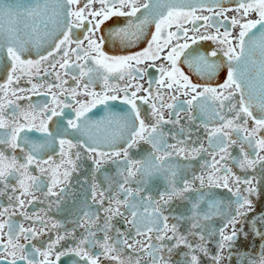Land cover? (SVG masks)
<instances>
[{
  "label": "snow or ice",
  "instance_id": "6c2138e0",
  "mask_svg": "<svg viewBox=\"0 0 264 264\" xmlns=\"http://www.w3.org/2000/svg\"><path fill=\"white\" fill-rule=\"evenodd\" d=\"M226 251L264 264V0H0V264Z\"/></svg>",
  "mask_w": 264,
  "mask_h": 264
},
{
  "label": "flooded vegetation",
  "instance_id": "af4514ba",
  "mask_svg": "<svg viewBox=\"0 0 264 264\" xmlns=\"http://www.w3.org/2000/svg\"><path fill=\"white\" fill-rule=\"evenodd\" d=\"M229 15H232V13H229ZM190 26V25H189ZM221 31H223V29H221ZM141 46H143V45H141ZM201 49L202 50H204V49H207V48H210V47H213L214 45L212 44V42H201ZM107 50H109V51H115V49H112V48H109V49H107ZM150 75L151 76H154V77H158V73L156 72V70L155 69H153V70H150ZM223 74H221V76H222ZM49 80H51V78H49ZM35 82V81H34ZM217 82H222V78H218L216 81H213V83H217ZM71 83V82H70ZM97 90H99V87L97 88ZM34 100H36V101H38V100H41V99H43V97H34L33 98ZM93 112L95 113V116H94V119H98V120H102L107 114H108V110L104 107V106H97V108H95L94 110H93ZM183 122V121H182ZM91 162L90 161H86L85 163H84V168L85 169H87V167H88V165L90 164ZM105 167H110V166H108V165H106ZM77 175L78 174H73V177H72V183H73V185H74V187H72V189H71V191L75 194V196L73 197V198H75V197H79L81 194H82V192H83V189L80 187V185L79 184H77L76 183V181H77ZM79 176H80V178L82 179L83 178V173H80L79 174ZM37 195H39V193L37 194ZM67 202H71L70 200H68ZM62 207H63V205H61ZM44 207H46V203L45 204H43V205H34L33 207H30L29 209H28V211L30 212V213H33V212H38L39 210H40V208H44ZM258 211H259V207H258V209H257ZM51 215H54L55 216V218H57V219H60L61 218V214H59V213H56L55 211H53V213H50ZM17 219H19L18 217H17ZM113 223H116L117 224V227H119L120 225H119V223L117 222V221H113ZM25 226H27V224H25ZM49 235H51V233L49 234ZM48 237L47 236H45V237H41V240H46ZM259 243V241H256V243H254V244H252L251 245V247L252 248H255L256 246H257V244ZM248 247V244L246 243V242H242V244H241V248H240V251L242 252V251H244L245 250V248H247ZM227 255H228V253H227V251L225 252V260L223 261V264H237V259H236V257L234 256L233 257V259L231 260V261H229L228 259H227ZM63 259V258H62Z\"/></svg>",
  "mask_w": 264,
  "mask_h": 264
},
{
  "label": "water",
  "instance_id": "95a60500",
  "mask_svg": "<svg viewBox=\"0 0 264 264\" xmlns=\"http://www.w3.org/2000/svg\"><path fill=\"white\" fill-rule=\"evenodd\" d=\"M22 2H25L26 3V2H28V0H22Z\"/></svg>",
  "mask_w": 264,
  "mask_h": 264
}]
</instances>
